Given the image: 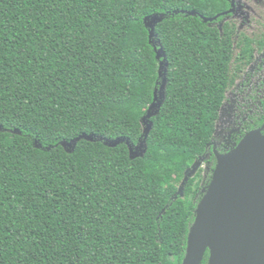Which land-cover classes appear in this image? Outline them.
Masks as SVG:
<instances>
[{"label":"trees","instance_id":"1","mask_svg":"<svg viewBox=\"0 0 264 264\" xmlns=\"http://www.w3.org/2000/svg\"><path fill=\"white\" fill-rule=\"evenodd\" d=\"M229 8L227 0H0V264L183 263L217 164L206 140L251 63V42L263 40L240 39L235 52L234 32L204 21L223 20ZM263 125L264 100L234 147ZM81 136L132 145L144 136L145 151L131 158L126 143L85 139L63 148ZM208 258L206 250L201 264Z\"/></svg>","mask_w":264,"mask_h":264},{"label":"water","instance_id":"2","mask_svg":"<svg viewBox=\"0 0 264 264\" xmlns=\"http://www.w3.org/2000/svg\"><path fill=\"white\" fill-rule=\"evenodd\" d=\"M151 20L156 23L161 17L155 16ZM155 23L147 26L153 29ZM152 37L153 33L150 34ZM157 57H164L162 49L157 51ZM164 84L165 77L160 86V100L152 108L161 105ZM154 110L148 111L143 120L149 122ZM81 139L98 140L108 147L126 143L129 148L130 144L122 138L110 141L92 136H81L68 144L72 143L74 148ZM216 159L211 185L195 212L182 264H201L206 250L209 252L208 264H264V133H247L233 150L225 155L216 154ZM200 163L196 162L190 171H186L184 182Z\"/></svg>","mask_w":264,"mask_h":264},{"label":"rangeland","instance_id":"3","mask_svg":"<svg viewBox=\"0 0 264 264\" xmlns=\"http://www.w3.org/2000/svg\"><path fill=\"white\" fill-rule=\"evenodd\" d=\"M235 7L237 12H240V15L233 17L234 21L240 24V27L243 29V26L246 25V20L248 17L256 19V22L264 25V0H234ZM140 11L138 9L133 10V14L138 16ZM148 23H155L152 20ZM156 42V41H155ZM154 42V44H155ZM249 77H247V82L242 81L235 86L234 89L229 90L227 94V101L224 104L221 112L219 114V119L216 123V129L214 136L206 140L207 146L212 143H215L217 146H220L228 140V137L232 131H235L238 124L246 120L248 117L258 114L259 111V101L264 99V69L259 71H254L250 69L248 71ZM160 90L156 98V104L160 100L159 95ZM156 107V106H155ZM155 108H150V113ZM143 125V135L149 127L147 120L142 121ZM144 136L138 141L136 145L129 144L130 156L132 158L140 156L144 151ZM63 148L66 151H71L73 144L63 143ZM186 164L182 163L181 168H185ZM192 169V168H191ZM189 169L188 171H190ZM187 173V172H186ZM181 181L178 185L181 187Z\"/></svg>","mask_w":264,"mask_h":264},{"label":"flooded vegetation","instance_id":"4","mask_svg":"<svg viewBox=\"0 0 264 264\" xmlns=\"http://www.w3.org/2000/svg\"><path fill=\"white\" fill-rule=\"evenodd\" d=\"M227 1H229V3H230V8L227 11H225L224 13H222V15L224 16V19L219 21V20H217V17H215L212 20V22H214V25L216 27H219V28L222 25H227L229 31L234 32L235 35L233 36V40H234V42H236L234 44L235 52L236 51L239 52V49L244 47L242 45V46L237 48V44L239 45L240 39H247L249 41H252V40L258 39L260 37L263 38V40L259 39L258 42H256V40H255V42H251L250 47L248 48L250 50L248 52V54H249L248 57L250 58L251 63L247 66H242L238 70L237 75H236V80H235L234 84L231 86V88L229 89V90H232V89H234L235 86H238V84L240 82H242V81H245L244 83L247 82V77H249L248 71L250 69H252L253 71H254V69H255V71H259L260 69H264V36L263 35L261 36V33L264 31V25L260 24L259 22H256L255 17L254 18L248 17L246 20V23H245L246 25H244L243 29H242L240 27V24L237 23L236 21H234V19H232L233 17L240 15V12H237V10H236L235 3H234L235 1L234 0H227ZM229 90H228V92H229ZM228 92H227V94H228ZM227 94H226V101H227ZM262 100H264V99H262ZM262 100L259 101L258 114L260 113V102ZM226 101H225V103H226ZM258 114H255V115H258ZM255 115H252V116L248 117L246 120L239 123L237 128L235 129V131H232L230 133L228 140L226 142H224L223 144H221L220 146H217L215 143L210 144V148H211L215 158H216V154L225 155L235 148L234 147L235 141L237 140V137L240 135V130L242 129L243 124L246 123L251 117H253ZM218 119H219V117H218ZM215 129H216V127H215ZM247 133H249V132H247ZM245 135H243V137ZM242 138H241V140H242Z\"/></svg>","mask_w":264,"mask_h":264}]
</instances>
